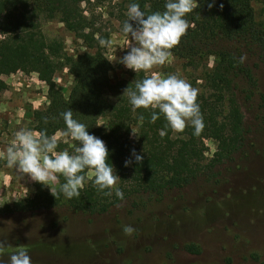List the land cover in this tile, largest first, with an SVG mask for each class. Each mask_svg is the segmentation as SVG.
<instances>
[{
	"label": "trees",
	"instance_id": "16d2710c",
	"mask_svg": "<svg viewBox=\"0 0 264 264\" xmlns=\"http://www.w3.org/2000/svg\"><path fill=\"white\" fill-rule=\"evenodd\" d=\"M89 1L0 0V91L7 88L2 75L18 70L36 72L47 85V103L31 111L33 130H46L48 135L61 131L66 126L60 114L70 108L75 119L89 125L88 131L106 143L110 150L108 162L121 178L119 188L158 197L168 190L188 186L202 173L210 180L216 176L213 169L217 164L233 161L236 153L242 154L247 141L244 104L255 107L256 120L264 130V90L258 91L254 72L264 66V20H257L251 0H214L211 8L208 3L212 0H199V7L187 14L190 27L171 52L193 70L203 65L195 78L202 80L204 88L198 90L197 102L205 126L198 136L188 126L183 132L167 128L163 137L159 132L167 125L164 115L153 123L151 109L140 108L134 113L124 92L147 74L131 71L128 78L112 80L113 66L98 42L101 36L81 6ZM102 1L105 0H95ZM127 2L138 3L151 14L163 12L166 0ZM54 19L81 40L83 52L69 54L64 51L63 39L45 37L42 20ZM210 55L213 65L209 68L205 59ZM242 55L246 59L240 62ZM63 69L72 77L67 89L55 79ZM140 114L143 121L138 119ZM103 115L105 123L100 126L98 118ZM204 137L212 138L217 145L207 161ZM132 149L144 159L139 163L133 160L125 167L124 161L130 158ZM63 182L64 177L59 176V183ZM63 200V194L28 195L0 206V214L54 208ZM65 200L73 210L99 214L119 199L114 191L105 195L88 180L79 197Z\"/></svg>",
	"mask_w": 264,
	"mask_h": 264
},
{
	"label": "rangeland",
	"instance_id": "374dc122",
	"mask_svg": "<svg viewBox=\"0 0 264 264\" xmlns=\"http://www.w3.org/2000/svg\"><path fill=\"white\" fill-rule=\"evenodd\" d=\"M251 3L257 20H264V0ZM81 6L97 35L112 42L110 47L101 46L113 66L112 80L128 78L133 70L113 60L128 51L121 31L127 18V0H90ZM41 31L48 40L63 39L64 51L69 54L85 50L81 40L55 19L42 20ZM170 53L166 64L145 74H180L194 88L204 90L202 80L195 78L203 65L193 70ZM205 63L210 68L213 56L206 57ZM20 72L6 78L7 88L0 91V152L17 130L32 129L31 111L47 103V85L37 73ZM254 72L258 91H263L264 66ZM55 79L66 89L72 82L66 69ZM242 109L247 130L243 152L236 153L233 161L217 164L213 169L216 176L210 180L202 173L188 186L159 197L127 193L122 186L124 199L99 214L73 210L65 197L54 208L0 214V241L4 243L0 260L7 264L10 253L27 248L32 264H260L264 261V130L251 103ZM104 123L103 115L98 124ZM203 140L207 161L217 145L212 138ZM75 143L61 141L57 151L71 152ZM58 187L56 182L48 187L27 174L22 176L0 157V206L28 195H52ZM125 226L135 231L126 234Z\"/></svg>",
	"mask_w": 264,
	"mask_h": 264
},
{
	"label": "clouds",
	"instance_id": "9594fccd",
	"mask_svg": "<svg viewBox=\"0 0 264 264\" xmlns=\"http://www.w3.org/2000/svg\"><path fill=\"white\" fill-rule=\"evenodd\" d=\"M214 6V0L208 7ZM165 10L154 11L151 14L141 9L138 3L129 4L127 19L123 22L121 31L126 37L128 51L117 59L119 63L135 73L150 72L156 66L166 64L170 50L180 42L181 37L190 27L187 14L199 7V0H166ZM101 46L110 47L112 42L99 38ZM240 62L246 57L241 56ZM111 61V60H110ZM126 92L132 110L151 109V122L164 115L167 125L159 134L166 135V129L183 132L188 126L193 128V135H199L204 129L203 114L197 102L198 89L180 74H161L152 72L142 80H137L134 87L127 86ZM123 92V93H124ZM158 110V111H157ZM65 128L56 134L48 135L46 130L35 131L22 127L14 133V138L7 144L0 157L7 166L15 168L22 176L27 174L33 181L48 186L52 182L59 184L58 191H51L56 197L63 194L66 199L79 197L88 180H91L98 191L124 199L123 191L118 187L120 176L114 166L108 162L109 152L106 143L98 136L88 131L89 125L73 117V111L60 114ZM138 119L143 121L140 114ZM132 132L138 135L135 131ZM76 142L73 151L64 149L57 151L61 141ZM144 156L135 149L130 151V158L125 159L128 167L133 160L142 162ZM89 169L85 175V170ZM59 176L64 182L59 183ZM108 190V191H105ZM126 234H132L135 229L125 226ZM4 251V243L0 241V254ZM0 264H5L0 260ZM7 264H32L27 248H18L9 255Z\"/></svg>",
	"mask_w": 264,
	"mask_h": 264
},
{
	"label": "crops",
	"instance_id": "0c3cea01",
	"mask_svg": "<svg viewBox=\"0 0 264 264\" xmlns=\"http://www.w3.org/2000/svg\"><path fill=\"white\" fill-rule=\"evenodd\" d=\"M20 71H22V70H18V71H16V73L17 72H19V73H21ZM24 72V71H23ZM16 74H15V72L14 73H10V74H4V75H2V78L5 80V82L7 83V80H6V78H11V76H15ZM41 81V80H40Z\"/></svg>",
	"mask_w": 264,
	"mask_h": 264
}]
</instances>
